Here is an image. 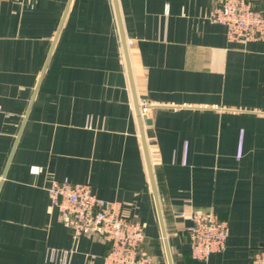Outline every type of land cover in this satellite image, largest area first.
Wrapping results in <instances>:
<instances>
[{"label": "crops", "instance_id": "obj_1", "mask_svg": "<svg viewBox=\"0 0 264 264\" xmlns=\"http://www.w3.org/2000/svg\"><path fill=\"white\" fill-rule=\"evenodd\" d=\"M217 2L117 0L174 264H251L264 243V42H229ZM0 104V264H104L109 244L50 208L63 178L163 245L114 0H0ZM206 210L228 237L199 262L184 231Z\"/></svg>", "mask_w": 264, "mask_h": 264}, {"label": "built area", "instance_id": "obj_2", "mask_svg": "<svg viewBox=\"0 0 264 264\" xmlns=\"http://www.w3.org/2000/svg\"><path fill=\"white\" fill-rule=\"evenodd\" d=\"M262 1L218 0L207 19L226 28L229 42H264V11L259 8ZM139 108L144 118L148 107L142 102ZM48 191L50 208L57 209L60 221L71 229L74 239L89 236L109 244L104 264H150V255L143 247L145 224L125 216L120 202L99 198L90 184L68 178L54 181ZM184 233L191 257L207 262L213 253L225 249L228 225L213 210L193 211ZM46 258L54 264H68L70 251L51 248ZM251 264H264V243L253 250Z\"/></svg>", "mask_w": 264, "mask_h": 264}, {"label": "water", "instance_id": "obj_3", "mask_svg": "<svg viewBox=\"0 0 264 264\" xmlns=\"http://www.w3.org/2000/svg\"><path fill=\"white\" fill-rule=\"evenodd\" d=\"M114 3H115L116 12H117V18H118V24H119V28H120V32H121V37H122V44H123L124 55H125V59H126V63H127L129 79H130V83H131V87H132V91H133V96L135 98L136 110H137L138 120H139V124H140L141 136H142V140H143V147H144L146 162H147V166H148L151 186H152V190H153V194H154V199H155V203H156L158 220H159V225H160L165 255H166L167 263L168 264H174L172 250H171L170 241H169V236L167 233V229H166V225H165V219H164L162 208H161V202L159 199L157 186H156L155 178L153 175L151 161H150L149 154L147 151V145H146L145 134H144V122H143V118L141 117L139 103L137 100V93H136L135 84H134L133 72H132V68H131V62H130L129 52H128V48H127V42H126V39L124 36L123 27H122L120 15H119L117 0H114ZM145 123L149 124L150 120L149 119L145 120Z\"/></svg>", "mask_w": 264, "mask_h": 264}, {"label": "rangeland", "instance_id": "obj_4", "mask_svg": "<svg viewBox=\"0 0 264 264\" xmlns=\"http://www.w3.org/2000/svg\"><path fill=\"white\" fill-rule=\"evenodd\" d=\"M145 243H146V239L143 243V247H145V249L148 252V254L150 255L151 259L155 255L156 256L160 255L163 259H165L164 248H163L161 240H157L156 242H152V243L148 242L147 246Z\"/></svg>", "mask_w": 264, "mask_h": 264}]
</instances>
